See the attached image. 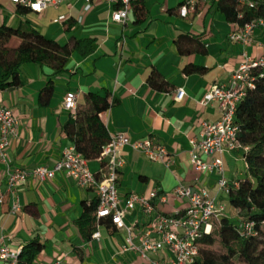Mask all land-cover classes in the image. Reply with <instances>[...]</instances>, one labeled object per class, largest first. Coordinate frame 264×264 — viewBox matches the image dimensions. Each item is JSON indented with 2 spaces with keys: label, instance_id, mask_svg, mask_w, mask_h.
Here are the masks:
<instances>
[{
  "label": "crops",
  "instance_id": "crops-1",
  "mask_svg": "<svg viewBox=\"0 0 264 264\" xmlns=\"http://www.w3.org/2000/svg\"><path fill=\"white\" fill-rule=\"evenodd\" d=\"M184 1L135 0L134 7L144 9L141 21H137L132 7L123 25L111 22L110 7L98 0L87 13L82 11L83 3L79 0L57 9L49 8L42 14L34 13L45 23L35 28L47 39L61 46L71 37L91 41V51L83 56L75 49L69 56L67 71L56 76H51L52 70L47 67L25 64L20 70L21 85L0 91V104L11 109L18 121L16 137L9 141L12 166L53 168L60 161L62 150L70 144L63 127L75 113L62 109L64 97L68 93L77 94V107H81L90 93L109 95L115 104L100 115L109 135L123 133L132 141L155 138L173 160L166 168L129 147L121 148L123 166L117 188L122 202L130 194L149 195L156 191L158 196L165 197L163 203L155 200L157 210L173 215L187 206L185 200L173 194L178 183L205 188L211 196L216 195V174L196 172L189 163V140L198 137L200 124L220 118L216 104L203 106L200 102L213 85L230 83L242 52L255 59L264 57V31L255 30L247 46L231 43L228 34L234 25L217 10L218 0H205L195 12L181 18L178 8ZM5 3L15 14L7 0ZM60 16L66 20L57 22ZM70 21L72 25L65 31L64 26ZM20 22L17 19L11 27L16 28ZM189 38L201 42L206 54H179L175 44L179 39L184 49L196 47ZM18 44L19 40L12 38L9 47ZM186 66L204 71L185 75ZM153 70L168 83V91L149 86L148 77ZM49 79L53 91L45 96L42 90ZM178 90H182L181 96L176 93ZM223 160L230 181L246 178V164L240 153H225ZM88 169L97 177L101 174L99 161L88 162ZM6 184L0 162V246L21 250L37 239L42 250L34 264H51L57 260L62 264H146L136 254L122 251L125 232L116 229L110 232L106 226L109 222L101 227L99 241L83 240L77 221L84 204L97 199L94 188L78 187L63 172H57L50 182L29 179L16 192L19 211L12 213L13 200ZM218 199L227 205L229 214L226 198ZM147 221L139 208L124 218L127 225L136 223L138 231L147 226ZM162 257L163 254H158L153 259Z\"/></svg>",
  "mask_w": 264,
  "mask_h": 264
},
{
  "label": "built area",
  "instance_id": "built-area-1",
  "mask_svg": "<svg viewBox=\"0 0 264 264\" xmlns=\"http://www.w3.org/2000/svg\"><path fill=\"white\" fill-rule=\"evenodd\" d=\"M15 10L26 8L35 14H42L49 8L57 9L63 4L74 0H7ZM82 1V11L89 12L97 0ZM110 7V21L119 25L125 24L134 0H98ZM205 0H185L178 8V15L186 18L195 12L197 6ZM239 5L253 8L252 0H238ZM65 16H60L57 22H64ZM80 21V18H79ZM234 25L228 34V40L234 44L247 46L252 42L254 31H264V18H258ZM254 68H264V57L255 59L242 52V60L231 76L228 85L216 84L201 99V104H216L220 118L216 122L203 121L197 138L189 140V163L199 173L216 174L217 191L211 196L205 188H192L178 183L173 194L180 200H185L187 206L181 213L165 215L157 210L155 200L165 202L164 196H158L156 191L149 195L130 194L122 202L119 198L117 182L119 171L123 166L120 149L129 147L132 151L142 154L152 162H159L169 168L173 160L168 156L164 146L155 138L145 140H130L123 133L110 135L109 142L102 148L100 159L105 161L101 174L97 177L88 169V161L78 153L72 144L61 152L60 161L53 167L38 166L32 169L14 167L8 157L9 141L16 137L18 121L11 109L0 104V162L4 166L7 180L6 191L12 197L11 212L19 211L16 192L29 179L37 183L50 182L57 172H63L72 178L80 188H94L97 197L95 209V230L90 241H99L100 229L104 222H109L116 230L125 232L123 252L136 254L146 264H191L198 255V241L203 234L212 231L213 222L225 213L227 205L219 202V196H227L238 189L239 182L230 181L225 172L223 156L225 153L246 151L238 140V127L233 118L237 103L244 97L245 91L252 88L250 71ZM180 96L182 90L176 91ZM180 99V97H177ZM78 96L68 93L63 100L62 109L72 112L77 109ZM2 197H0V203ZM139 208L148 219L147 226L137 230V224L127 225L124 218L134 209ZM19 249L12 250L7 245L0 246V264H17ZM166 253V255H164ZM163 254L160 259L154 256ZM51 264H62L55 261Z\"/></svg>",
  "mask_w": 264,
  "mask_h": 264
},
{
  "label": "trees",
  "instance_id": "trees-1",
  "mask_svg": "<svg viewBox=\"0 0 264 264\" xmlns=\"http://www.w3.org/2000/svg\"><path fill=\"white\" fill-rule=\"evenodd\" d=\"M135 1V0H134ZM132 7L137 21L143 15V7ZM253 8L241 6L238 0H218L217 10L225 19L238 26L251 20L264 18V0H252ZM15 15L30 13L26 8L18 7ZM72 22L64 26L69 31ZM12 38L19 40L15 48L9 47ZM195 48L184 49L180 39L175 42L179 54L198 52L206 54V48L196 38H189ZM91 41L77 40L73 37L65 45L47 39L29 22L24 21L13 28L0 25V91L15 89L21 85L20 70L25 64H35L52 70L51 76L67 71L66 65L71 53L77 49L83 56L90 53ZM204 69L186 66L185 75L202 73ZM252 88L245 91L244 97L237 103L233 122L238 127V140L248 149L240 153L246 164V178L238 181V189L226 198L234 211V216L225 213L214 220L212 231L203 234L198 241V255L191 264H264V68L250 71ZM148 84L157 91H168L169 85L153 70ZM52 80L42 90L45 96L52 94ZM109 95L88 94L85 104L77 107L73 116L64 125L63 132L75 150L88 162L99 161L101 169L105 161L100 159L102 148L109 142L110 135L100 119V115L112 107L115 102ZM97 199L84 204L83 213L77 221L79 233L85 242H89L95 230V209ZM107 229L115 228L106 223ZM218 245L221 252L213 250ZM42 250L37 239L25 244L19 254L17 264H34Z\"/></svg>",
  "mask_w": 264,
  "mask_h": 264
},
{
  "label": "rangeland",
  "instance_id": "rangeland-1",
  "mask_svg": "<svg viewBox=\"0 0 264 264\" xmlns=\"http://www.w3.org/2000/svg\"><path fill=\"white\" fill-rule=\"evenodd\" d=\"M0 25L4 22L6 26H11L17 19L21 20V21H27L29 22L32 26L34 27H40L41 25H45L44 22H40L37 18L36 15L32 12L26 14L25 16L21 17V16H16L15 14H13L12 10L10 9L9 6H7V3H5V0H0ZM3 4V5H2ZM243 163L240 162V167L241 170H243ZM224 198V196H222ZM228 213V211L226 212ZM229 214L231 216H234V211H232V209H229ZM213 250L215 252H221L222 249H220V247L216 244L213 248ZM235 264H241L240 262L237 261V259L235 260Z\"/></svg>",
  "mask_w": 264,
  "mask_h": 264
}]
</instances>
